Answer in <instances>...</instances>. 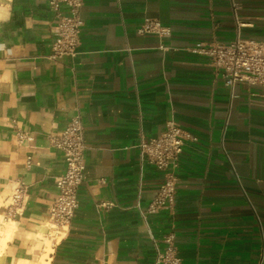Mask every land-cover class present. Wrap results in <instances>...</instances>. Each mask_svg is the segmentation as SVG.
I'll return each mask as SVG.
<instances>
[{"label": "crops", "instance_id": "crops-1", "mask_svg": "<svg viewBox=\"0 0 264 264\" xmlns=\"http://www.w3.org/2000/svg\"><path fill=\"white\" fill-rule=\"evenodd\" d=\"M146 18L171 35H139ZM81 19L77 55L54 62L49 0H0V264H155L170 235L182 264H264V99L194 51L238 31L264 42V0H85ZM77 115L85 173L61 231L49 210L65 158L48 136ZM171 119L195 140L174 205L150 214L164 173L139 144ZM19 183L26 203L8 216Z\"/></svg>", "mask_w": 264, "mask_h": 264}, {"label": "built area", "instance_id": "built-area-1", "mask_svg": "<svg viewBox=\"0 0 264 264\" xmlns=\"http://www.w3.org/2000/svg\"><path fill=\"white\" fill-rule=\"evenodd\" d=\"M3 1L12 2L13 0ZM84 1L49 0V6L56 14L54 26L56 38L49 56L52 61L57 62L63 57L77 55L80 45L79 36L83 26L81 10ZM61 6L67 8V14L61 12ZM237 10L238 6L234 4L236 16ZM138 34L167 38L171 35V31L157 19L146 18L138 29ZM194 51L209 58L212 66L217 71L223 72L226 86L233 89L239 84L247 85L259 90L260 94L255 95L264 99V42L244 40L238 31L236 39L231 43H203ZM14 138L20 144L31 141V137L22 132H16ZM48 139L51 146L62 152L65 158V172L55 180L56 199L49 210L53 227L64 231L70 227L78 209V191L85 173L84 160L87 146L81 116L72 118L65 130L51 134ZM194 140V136L186 132L173 119L167 122L165 131L159 137L148 141L141 140L139 144L141 159L164 173V182L151 202L148 213L154 214L174 205L178 183L176 172L180 158L186 143ZM30 163L29 161L28 165ZM26 198L27 186L19 183L11 197L7 215L11 216L22 210ZM174 241L173 235L165 238V249L158 250L155 264H182Z\"/></svg>", "mask_w": 264, "mask_h": 264}, {"label": "bare ground", "instance_id": "bare-ground-1", "mask_svg": "<svg viewBox=\"0 0 264 264\" xmlns=\"http://www.w3.org/2000/svg\"><path fill=\"white\" fill-rule=\"evenodd\" d=\"M48 251H49V249H48ZM45 260V259H44ZM44 263V262H43Z\"/></svg>", "mask_w": 264, "mask_h": 264}]
</instances>
